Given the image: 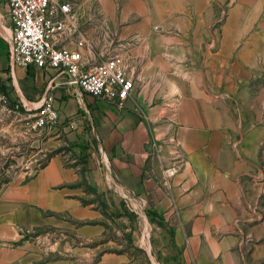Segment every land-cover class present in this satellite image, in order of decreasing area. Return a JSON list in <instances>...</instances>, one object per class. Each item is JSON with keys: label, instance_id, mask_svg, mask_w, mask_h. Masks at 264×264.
Instances as JSON below:
<instances>
[{"label": "crops", "instance_id": "obj_1", "mask_svg": "<svg viewBox=\"0 0 264 264\" xmlns=\"http://www.w3.org/2000/svg\"><path fill=\"white\" fill-rule=\"evenodd\" d=\"M181 3H125L121 20L129 22L122 32L140 45L125 62L135 89L122 104L102 100L110 106L99 109L101 99L46 72L42 91L54 87L49 93L58 123L72 122L73 131L64 130L81 139V150L92 160L82 168L57 154L27 181L0 188V264H71L81 246L97 245L108 221L88 200L86 184L105 194L112 207L151 213L155 225H168L181 264L264 261V192L257 190L264 127L229 123L225 94L236 85L240 64L228 72L224 60L199 61L193 73L198 65L191 59L200 60L204 50L195 52L188 40L180 44L179 38L192 34V15ZM155 24L175 34L151 31ZM91 137L97 142L86 140ZM96 264H128V258L104 251Z\"/></svg>", "mask_w": 264, "mask_h": 264}, {"label": "rangeland", "instance_id": "obj_2", "mask_svg": "<svg viewBox=\"0 0 264 264\" xmlns=\"http://www.w3.org/2000/svg\"><path fill=\"white\" fill-rule=\"evenodd\" d=\"M69 1L83 19L84 31L94 46L98 61L117 56L125 63L133 55L130 50L134 49L133 52L137 53L138 39L129 38L122 32L123 26L129 22L121 20L127 0ZM143 1L149 3L151 0ZM181 1L185 2L183 6L187 15H192L188 28L192 34L179 38L180 44H186L188 40L195 52L198 47L204 50L200 60L196 56L191 59L198 65L193 73L197 74L200 69L201 64L196 63L199 61L220 63L224 60L227 69L240 64V76L234 74L237 76L234 77L236 85L233 84L225 94L227 114L233 118L227 117V122L231 119L229 123L232 124H259L264 127V0H168L172 6H179ZM4 28H9V20L6 6L0 1V188L13 182L27 181L57 154L86 168L92 158L81 150L80 147H84L80 145L81 139L69 137L64 130L71 126L73 131L72 122L58 123L55 130L51 129L52 133L51 130L32 128L38 106H34L33 102H38L44 93L42 84L48 74L36 68L27 70L20 66H17L16 72L13 70L6 40L10 32L6 33ZM151 31L175 34L163 32L160 24H155ZM165 56L170 58L168 53ZM136 72L140 75V68H136ZM228 72L227 81L230 78ZM235 72L239 74V70ZM96 106L102 109L110 105L101 100ZM60 130L63 132L55 137ZM86 140L97 142L93 137ZM263 155L264 145H261L258 147V192H264ZM85 186L88 200L100 207L108 221V229L97 239V245L91 242L81 246L80 253L73 257L71 264H96L104 251L125 254L128 264H181L177 253L172 251L173 230L168 225H155L151 213H135L126 210L123 205L112 207L105 194L98 193L91 185ZM257 264H264V261Z\"/></svg>", "mask_w": 264, "mask_h": 264}, {"label": "built area", "instance_id": "obj_3", "mask_svg": "<svg viewBox=\"0 0 264 264\" xmlns=\"http://www.w3.org/2000/svg\"><path fill=\"white\" fill-rule=\"evenodd\" d=\"M3 1L10 31L7 49L13 67L54 72L52 80L61 76L71 89L113 104H122L130 97L135 89L133 73L117 56L98 61L83 19L69 0ZM51 89L45 90L35 108L31 124L34 129L51 130L59 122Z\"/></svg>", "mask_w": 264, "mask_h": 264}, {"label": "bare ground", "instance_id": "obj_4", "mask_svg": "<svg viewBox=\"0 0 264 264\" xmlns=\"http://www.w3.org/2000/svg\"><path fill=\"white\" fill-rule=\"evenodd\" d=\"M1 26H2V25H1ZM4 29L6 30V33L9 34L10 31H9L8 29H6V28H4ZM38 104H39V102H37V104H36V103H33L34 106H37Z\"/></svg>", "mask_w": 264, "mask_h": 264}, {"label": "trees", "instance_id": "obj_5", "mask_svg": "<svg viewBox=\"0 0 264 264\" xmlns=\"http://www.w3.org/2000/svg\"><path fill=\"white\" fill-rule=\"evenodd\" d=\"M159 223H160V222H159ZM160 225H161V226H163V224H162V223H160Z\"/></svg>", "mask_w": 264, "mask_h": 264}]
</instances>
